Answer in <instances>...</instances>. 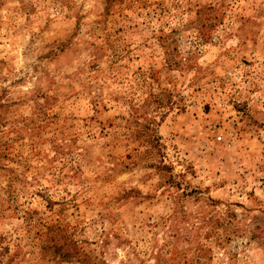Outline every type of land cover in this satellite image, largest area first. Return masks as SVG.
<instances>
[{"label":"rangeland","instance_id":"1","mask_svg":"<svg viewBox=\"0 0 264 264\" xmlns=\"http://www.w3.org/2000/svg\"><path fill=\"white\" fill-rule=\"evenodd\" d=\"M0 264H264V0H0Z\"/></svg>","mask_w":264,"mask_h":264}]
</instances>
